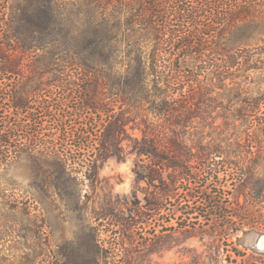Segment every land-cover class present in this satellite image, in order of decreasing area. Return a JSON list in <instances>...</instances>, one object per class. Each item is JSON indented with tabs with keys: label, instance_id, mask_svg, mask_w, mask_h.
<instances>
[{
	"label": "trees",
	"instance_id": "16d2710c",
	"mask_svg": "<svg viewBox=\"0 0 264 264\" xmlns=\"http://www.w3.org/2000/svg\"><path fill=\"white\" fill-rule=\"evenodd\" d=\"M46 74L54 78L39 80ZM72 76L83 81L65 80ZM216 84L223 92L213 96ZM219 106L241 151L247 139L259 142L264 0H0V166L25 153L89 178L107 158H123L132 122L141 131L129 137L142 162L137 178L165 184L167 173L193 201L176 231L208 226L224 245L219 264H264V251L231 237L264 233V185L249 181L245 162L226 161L239 170L243 202L223 184L220 195L194 190L217 168L204 145L193 152L186 130ZM128 253L122 264H134Z\"/></svg>",
	"mask_w": 264,
	"mask_h": 264
},
{
	"label": "rangeland",
	"instance_id": "374dc122",
	"mask_svg": "<svg viewBox=\"0 0 264 264\" xmlns=\"http://www.w3.org/2000/svg\"><path fill=\"white\" fill-rule=\"evenodd\" d=\"M52 78L46 74L39 80ZM65 80L82 82L83 78ZM213 82L220 83L217 78ZM216 85L213 96L223 92L221 84ZM222 110L221 106L211 109L204 122L198 118L186 130L193 152L196 144L204 145L211 166L217 168L210 180L201 176L194 190L220 195L224 191L218 184H223L233 191L231 199L238 196L243 202L244 195L235 188L239 170L226 161L245 162L249 181L264 185V135L257 143L247 139L246 151H241L239 142L229 136ZM131 125L122 134L123 158H107L89 178L84 169L63 172L45 157L25 153L0 166V264H122L128 254L134 264H219L217 253L223 252L224 245L210 227L176 231L178 217L193 201L176 194L167 173L165 184L137 178L142 162L129 137H141V131ZM248 144L254 146L247 150ZM232 234L233 240L240 237V247L249 253L254 247L264 251V233L247 228ZM105 250L111 252L108 260Z\"/></svg>",
	"mask_w": 264,
	"mask_h": 264
}]
</instances>
